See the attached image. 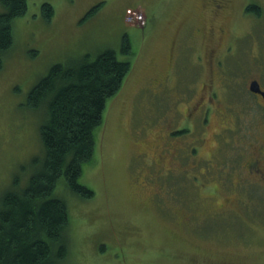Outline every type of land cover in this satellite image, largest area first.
I'll list each match as a JSON object with an SVG mask.
<instances>
[{
  "label": "rangeland",
  "instance_id": "374dc122",
  "mask_svg": "<svg viewBox=\"0 0 264 264\" xmlns=\"http://www.w3.org/2000/svg\"><path fill=\"white\" fill-rule=\"evenodd\" d=\"M203 1L28 0L14 21L1 54L0 209L43 156L46 113L26 106L33 86L86 53L113 49L133 66L81 177L93 198L63 178L55 189L70 212L62 264H264V173L248 168L258 159L264 171V104L250 91L252 80L264 89V0L232 1L212 36Z\"/></svg>",
  "mask_w": 264,
  "mask_h": 264
},
{
  "label": "trees",
  "instance_id": "16d2710c",
  "mask_svg": "<svg viewBox=\"0 0 264 264\" xmlns=\"http://www.w3.org/2000/svg\"><path fill=\"white\" fill-rule=\"evenodd\" d=\"M1 54L12 47L13 23L27 14L28 0H0ZM101 6L86 13L95 16ZM248 12L260 16L261 7L249 5ZM52 4L43 3L41 14L49 23L54 17ZM123 55L132 53L128 35L121 41ZM132 63L119 60L108 49L95 57L91 53L76 61L55 64L29 92L26 106L46 113L39 128L43 156L33 158L27 184L15 178L6 191L0 209V264H62L69 257L70 212L67 201L57 197L61 178L68 190L81 199H91L94 191L81 181L86 167L92 165L97 148V129L105 125L106 107L121 92ZM25 184V183H24Z\"/></svg>",
  "mask_w": 264,
  "mask_h": 264
},
{
  "label": "flooded vegetation",
  "instance_id": "af4514ba",
  "mask_svg": "<svg viewBox=\"0 0 264 264\" xmlns=\"http://www.w3.org/2000/svg\"><path fill=\"white\" fill-rule=\"evenodd\" d=\"M209 1L204 0L203 3L200 5L199 9H201L204 13L205 12L208 13V15L210 16L211 23H210V28L208 29L209 30L208 33H210V35L212 36L215 31L214 30L215 28H213L212 21L215 20L216 16H218L219 13H226L230 9L229 6L234 0H209ZM261 90L264 92L262 85H261ZM251 94L254 95L256 98H259V100H261V102H263L264 104V98L262 97V95L257 94V93H251ZM248 168H249V171H251L252 175H258L259 177L260 176L262 177V174L264 173V171L260 169V160L258 159H256V161H253L250 165L248 164Z\"/></svg>",
  "mask_w": 264,
  "mask_h": 264
},
{
  "label": "water",
  "instance_id": "95a60500",
  "mask_svg": "<svg viewBox=\"0 0 264 264\" xmlns=\"http://www.w3.org/2000/svg\"><path fill=\"white\" fill-rule=\"evenodd\" d=\"M250 91L251 93L260 94L264 98V92L261 90V85L260 83H258V81L256 80L252 81Z\"/></svg>",
  "mask_w": 264,
  "mask_h": 264
},
{
  "label": "built area",
  "instance_id": "2783aa9c",
  "mask_svg": "<svg viewBox=\"0 0 264 264\" xmlns=\"http://www.w3.org/2000/svg\"><path fill=\"white\" fill-rule=\"evenodd\" d=\"M142 18V17H141Z\"/></svg>",
  "mask_w": 264,
  "mask_h": 264
}]
</instances>
